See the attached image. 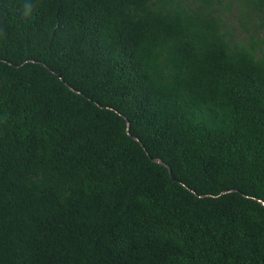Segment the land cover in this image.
Returning a JSON list of instances; mask_svg holds the SVG:
<instances>
[{
    "label": "trees",
    "instance_id": "obj_1",
    "mask_svg": "<svg viewBox=\"0 0 264 264\" xmlns=\"http://www.w3.org/2000/svg\"><path fill=\"white\" fill-rule=\"evenodd\" d=\"M263 203L264 0H0V264H264Z\"/></svg>",
    "mask_w": 264,
    "mask_h": 264
},
{
    "label": "water",
    "instance_id": "obj_2",
    "mask_svg": "<svg viewBox=\"0 0 264 264\" xmlns=\"http://www.w3.org/2000/svg\"><path fill=\"white\" fill-rule=\"evenodd\" d=\"M59 77L61 78V76H59ZM127 129L129 130V124H128V126H127ZM136 140H138V139H136ZM154 161H155L156 163L163 164L164 166H166L161 160L154 159ZM166 167L168 168V166H166ZM263 205H264V203H263Z\"/></svg>",
    "mask_w": 264,
    "mask_h": 264
},
{
    "label": "clouds",
    "instance_id": "obj_3",
    "mask_svg": "<svg viewBox=\"0 0 264 264\" xmlns=\"http://www.w3.org/2000/svg\"><path fill=\"white\" fill-rule=\"evenodd\" d=\"M25 7H26V9L31 10L32 5L31 4H26Z\"/></svg>",
    "mask_w": 264,
    "mask_h": 264
},
{
    "label": "rangeland",
    "instance_id": "obj_4",
    "mask_svg": "<svg viewBox=\"0 0 264 264\" xmlns=\"http://www.w3.org/2000/svg\"><path fill=\"white\" fill-rule=\"evenodd\" d=\"M235 23H236V21H235Z\"/></svg>",
    "mask_w": 264,
    "mask_h": 264
}]
</instances>
